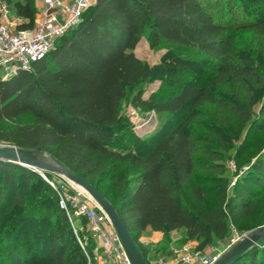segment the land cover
Here are the masks:
<instances>
[{"label": "trees", "instance_id": "trees-1", "mask_svg": "<svg viewBox=\"0 0 264 264\" xmlns=\"http://www.w3.org/2000/svg\"><path fill=\"white\" fill-rule=\"evenodd\" d=\"M219 1L97 0L82 24L58 39L31 70L0 78V141L47 153L100 193L107 179L113 182L120 196L114 207L147 263L139 246L146 231H183L186 241H202V251L226 237L228 220L238 223L252 217L256 194L249 182L264 187L260 160L253 177L235 184L229 196L219 163L220 149L226 147L216 130L219 125L207 135L189 130L201 124L198 113L208 106L217 109L226 127L250 123L256 93L264 87L259 65L264 58V0L252 6L248 20L233 10L241 20L237 28L216 19L212 6H219ZM14 7L26 21L18 29L32 30L36 20L32 0ZM146 29L152 49L166 45L157 68L135 54ZM238 30L252 32L257 40L254 53L237 47ZM208 71L209 85L189 81L206 78ZM161 72L170 76L177 90L173 94L159 90L144 98L143 87L162 79ZM132 90L138 91L132 98L135 109L186 118L169 133L138 138L121 115L122 102ZM259 121L263 129L264 118ZM30 173L27 167L0 160V230L17 210L26 213L34 195L43 203L54 199L60 212L51 224L50 260L25 264H88L56 192L46 184L38 194ZM208 179L223 185L215 205L208 204ZM20 219L21 243L30 250L34 239L27 226L30 218L23 214ZM79 237L83 238L80 233ZM233 264H264V244Z\"/></svg>", "mask_w": 264, "mask_h": 264}, {"label": "rangeland", "instance_id": "rangeland-1", "mask_svg": "<svg viewBox=\"0 0 264 264\" xmlns=\"http://www.w3.org/2000/svg\"><path fill=\"white\" fill-rule=\"evenodd\" d=\"M260 1L262 0H220L219 6H212V9L217 20L227 22L237 28V24L240 23L239 21L252 18L251 8ZM234 9L242 13L241 20H238V15L233 12ZM148 32L149 29H146L135 50V54L142 62L152 68H157L166 50V45L161 44L156 49H152ZM237 37L236 45L239 49L249 53L255 52L257 40L252 32L238 30ZM259 65L263 68L264 77V58L259 59ZM160 74L163 76L162 79L147 83L143 87L144 98H148L153 92L159 90L171 91L172 94L177 90L173 83H171L169 75H165L163 72ZM207 74L206 78L191 77L189 81L197 85H209L211 74L209 71ZM137 92V90L130 91L128 97L122 102L121 115L123 122L131 126V131L138 138L148 139L160 132L164 134L169 133L186 118V114L172 116L158 114L154 111L142 112L135 109L132 106V98ZM252 111L253 118L250 123L241 126V124L233 122L226 127L224 123L219 121L217 109L213 106H208L198 113L201 124H194L189 129L194 134L207 135V130L214 129L215 125H219V127H216L217 133L223 137L226 144V147L219 148L222 154V159L219 163L224 167L223 178L226 179V183L228 184L227 191L229 196L232 195L234 185L240 181L245 184L247 178L253 177L257 162L264 160V128L259 129V119L264 118V87L256 93ZM214 119H218V122L213 125ZM0 145L1 147H14L11 143L5 141H0ZM33 153L42 161L52 163V158L47 153L39 151H34ZM27 168L31 172L29 174L31 182L37 185L34 189L37 188L39 190L38 194L46 188L45 185L48 184L46 179L58 181L65 178L54 171L33 167ZM206 186L210 193L208 204L215 205L222 194L223 185L222 183L208 179ZM249 187L256 194L254 199L255 209L252 217L238 223L228 220L226 237L222 240L215 239L210 246L202 251L199 250L202 241H186L183 231H146L141 236L139 246L147 255L148 263L160 260L171 263L186 251L211 254L215 250H218L226 254L255 233L260 232L261 234L264 230V187L251 182H249ZM100 190L113 206L120 204L119 193L115 191L114 183L109 179H107ZM33 198L29 200L30 204L27 207L26 213L17 210L4 221L0 230V264H25L31 260H50L52 236L54 234L52 220L55 214L60 211L54 199L49 203H43L38 201V195H34ZM23 214H26L30 218V223L27 226H29V233H33L34 238L32 239L30 250L26 249L25 243H21L23 239L20 230L24 226H21L20 217ZM74 223L77 228H82L83 230L79 233L83 236L80 239L84 243L86 251L93 252L98 244L97 239L87 227V221L85 219H76ZM261 244H264V236L257 245Z\"/></svg>", "mask_w": 264, "mask_h": 264}, {"label": "built area", "instance_id": "built-area-1", "mask_svg": "<svg viewBox=\"0 0 264 264\" xmlns=\"http://www.w3.org/2000/svg\"><path fill=\"white\" fill-rule=\"evenodd\" d=\"M96 3L97 0H41L42 8L35 27L15 30L4 22L8 7L0 0V78L9 79L31 70L54 49L58 39L82 24L84 14ZM46 181L56 192L59 206L66 213L88 264H133L109 216L88 192L66 178ZM76 219H85L97 239L98 245L91 255L79 237L83 230L76 227ZM231 251L226 254L218 250L211 254L186 251L174 262L160 260L148 264H221Z\"/></svg>", "mask_w": 264, "mask_h": 264}, {"label": "water", "instance_id": "water-1", "mask_svg": "<svg viewBox=\"0 0 264 264\" xmlns=\"http://www.w3.org/2000/svg\"><path fill=\"white\" fill-rule=\"evenodd\" d=\"M0 160L15 163L24 167L39 168L41 170L54 171L64 176L69 181L79 185L82 189L90 194L95 202L103 209L109 216L110 221L119 235L123 246L133 264H148L144 258L141 250L139 249L136 241L134 240L131 232L123 223L115 207L108 201V199L100 193V191L93 186L86 179L70 170L67 166L61 164L52 158V164L42 161L33 152L25 151L17 147H0ZM264 230L255 233L246 240L238 244L221 262V264H233L248 250L258 244L263 238Z\"/></svg>", "mask_w": 264, "mask_h": 264}, {"label": "crops", "instance_id": "crops-1", "mask_svg": "<svg viewBox=\"0 0 264 264\" xmlns=\"http://www.w3.org/2000/svg\"><path fill=\"white\" fill-rule=\"evenodd\" d=\"M8 9H7V13L4 16V22L9 25L10 27H12L15 30H19L18 26L21 25L22 23L26 22L24 19H21L20 17H18L17 13H16V9H15V3L16 2H24V0H3ZM34 7L36 9V20H35V25L37 23V20L40 16V11L42 8V4H41V0H32Z\"/></svg>", "mask_w": 264, "mask_h": 264}, {"label": "bare ground", "instance_id": "bare-ground-1", "mask_svg": "<svg viewBox=\"0 0 264 264\" xmlns=\"http://www.w3.org/2000/svg\"><path fill=\"white\" fill-rule=\"evenodd\" d=\"M49 164H52V163H49ZM79 188H81L79 185H78Z\"/></svg>", "mask_w": 264, "mask_h": 264}]
</instances>
